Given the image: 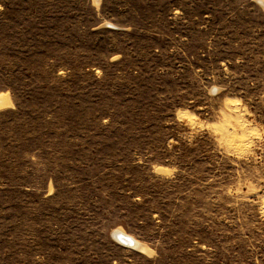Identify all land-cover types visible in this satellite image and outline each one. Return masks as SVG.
Here are the masks:
<instances>
[{
    "label": "rangeland",
    "instance_id": "rangeland-1",
    "mask_svg": "<svg viewBox=\"0 0 264 264\" xmlns=\"http://www.w3.org/2000/svg\"><path fill=\"white\" fill-rule=\"evenodd\" d=\"M0 94V264H264V0H0Z\"/></svg>",
    "mask_w": 264,
    "mask_h": 264
},
{
    "label": "bare ground",
    "instance_id": "bare-ground-1",
    "mask_svg": "<svg viewBox=\"0 0 264 264\" xmlns=\"http://www.w3.org/2000/svg\"><path fill=\"white\" fill-rule=\"evenodd\" d=\"M13 106L12 100L11 98L6 95V94H0V110L7 108V107H11ZM192 114H190L188 111H183L180 112L178 117L180 119H189L190 116ZM229 143L232 144L233 142L231 140H229ZM235 143H233L232 145H234ZM160 171H168L167 169H163L161 168ZM114 237L121 243L130 246V247H136L138 249H141V251H148L149 248L147 246H144L143 244H141L139 241H137L135 238L130 237L126 232H124L123 230H118L115 234Z\"/></svg>",
    "mask_w": 264,
    "mask_h": 264
},
{
    "label": "clouds",
    "instance_id": "clouds-1",
    "mask_svg": "<svg viewBox=\"0 0 264 264\" xmlns=\"http://www.w3.org/2000/svg\"><path fill=\"white\" fill-rule=\"evenodd\" d=\"M228 103H230V104H240L241 101L233 100V101H228ZM209 127H211V126H209ZM262 135H264V131L252 130V131L247 132L246 134L240 136L238 139L243 140V141H247L249 139V137H260ZM247 147H251V144L249 143L247 145Z\"/></svg>",
    "mask_w": 264,
    "mask_h": 264
}]
</instances>
